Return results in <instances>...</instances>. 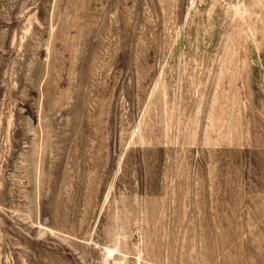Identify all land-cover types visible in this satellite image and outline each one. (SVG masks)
Wrapping results in <instances>:
<instances>
[{
	"label": "rangeland",
	"instance_id": "1",
	"mask_svg": "<svg viewBox=\"0 0 264 264\" xmlns=\"http://www.w3.org/2000/svg\"><path fill=\"white\" fill-rule=\"evenodd\" d=\"M0 264H264V0H0Z\"/></svg>",
	"mask_w": 264,
	"mask_h": 264
}]
</instances>
